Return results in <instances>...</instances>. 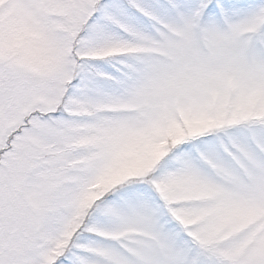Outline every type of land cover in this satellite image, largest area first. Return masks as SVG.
<instances>
[{"label": "snow or ice", "instance_id": "1", "mask_svg": "<svg viewBox=\"0 0 264 264\" xmlns=\"http://www.w3.org/2000/svg\"><path fill=\"white\" fill-rule=\"evenodd\" d=\"M0 264H264V0H0Z\"/></svg>", "mask_w": 264, "mask_h": 264}]
</instances>
